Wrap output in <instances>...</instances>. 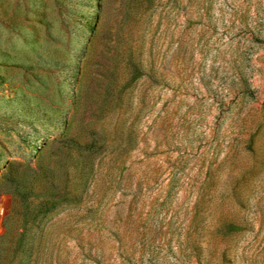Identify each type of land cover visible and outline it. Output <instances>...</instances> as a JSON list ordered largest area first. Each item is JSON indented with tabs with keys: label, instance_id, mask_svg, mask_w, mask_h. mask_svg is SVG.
<instances>
[{
	"label": "rangeland",
	"instance_id": "rangeland-1",
	"mask_svg": "<svg viewBox=\"0 0 264 264\" xmlns=\"http://www.w3.org/2000/svg\"><path fill=\"white\" fill-rule=\"evenodd\" d=\"M3 224L12 264H264V0H0Z\"/></svg>",
	"mask_w": 264,
	"mask_h": 264
},
{
	"label": "trees",
	"instance_id": "trees-1",
	"mask_svg": "<svg viewBox=\"0 0 264 264\" xmlns=\"http://www.w3.org/2000/svg\"><path fill=\"white\" fill-rule=\"evenodd\" d=\"M93 24L94 22L91 24V29L94 28ZM8 179L11 181V183L7 186L8 187L7 189H10L11 193L23 196L25 194L23 190V184L26 185V183L18 184L14 182L13 179H10V178ZM24 181L25 180H23L22 182ZM3 225H4V229L0 233V264H12V254H11V242H12L11 239L12 238L11 236H9V232L7 231L5 224ZM22 234L23 233H21V235Z\"/></svg>",
	"mask_w": 264,
	"mask_h": 264
}]
</instances>
